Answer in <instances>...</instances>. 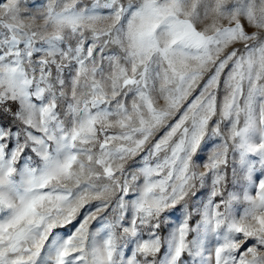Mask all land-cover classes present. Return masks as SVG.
Here are the masks:
<instances>
[{
	"label": "snow or ice",
	"instance_id": "obj_1",
	"mask_svg": "<svg viewBox=\"0 0 264 264\" xmlns=\"http://www.w3.org/2000/svg\"><path fill=\"white\" fill-rule=\"evenodd\" d=\"M0 264H264V0H0Z\"/></svg>",
	"mask_w": 264,
	"mask_h": 264
}]
</instances>
